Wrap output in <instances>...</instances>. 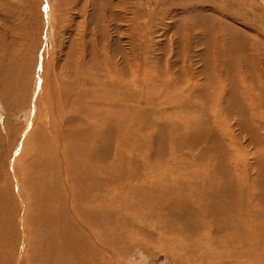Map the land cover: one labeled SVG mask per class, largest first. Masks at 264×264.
Instances as JSON below:
<instances>
[{
  "label": "rangeland",
  "instance_id": "rangeland-1",
  "mask_svg": "<svg viewBox=\"0 0 264 264\" xmlns=\"http://www.w3.org/2000/svg\"><path fill=\"white\" fill-rule=\"evenodd\" d=\"M129 62L138 64L139 67L136 69L130 66L135 76V88L141 89L140 83L143 88L150 89L152 96L147 95L146 98L155 109L166 102L167 108L179 113L180 107H185L181 104H195V108L203 107L207 111L206 115L202 112L197 114L204 116L206 121L211 117L210 111H214L215 105L223 103L222 100L213 99L215 93L223 99L228 96L222 92L221 87L228 91L230 89L229 92L237 97L236 102L241 111L236 113L237 116L233 114L226 119L228 125L223 121L226 130L222 133V138L226 139H223L226 147L230 146L232 153L238 152L239 156H244L241 167L245 171L254 169L253 166L258 169L264 163V0H0V226L3 227L0 228V264H200L199 261H204L200 250H203L202 243L207 237L210 243L214 239L218 243L213 246L215 250L212 248V257L216 255V251L218 255L225 254L223 257H226L229 250L225 249L227 239L220 236L226 232H221L219 227L222 225L220 221L217 222L222 217L220 209L212 208L211 212L204 213V220L202 214L198 216L196 239H191L192 245L196 243L194 247H190L178 238H168L169 235L158 226L153 233L139 230L133 234L128 225L127 228L123 226L122 223L126 220H120L121 228L113 226V231L118 229L122 235L120 241L111 240L113 234L106 232L107 229H101V225L107 226L106 218L100 216L101 220L97 219L96 213L84 212L74 204L80 220L89 223L93 231L102 235L101 242L105 248L92 245L93 250L85 248L74 234L71 217L56 211L64 202L65 194L60 181H57L60 155L54 143L60 145L58 142L65 129H74L75 124L67 119L73 115L83 117L81 111L84 97L81 92L84 85L103 81L110 74L109 68H122L125 64L130 65ZM44 69L48 70L47 75ZM33 79H37L36 86L32 85ZM208 79L210 90L204 94L206 100L198 99L197 95L201 91L197 95L194 91L205 87ZM193 84L201 86L193 87ZM50 88L51 91H48ZM49 92H53V95L50 96ZM183 95L187 96V101H180V105L169 101L174 96L180 100ZM34 99L35 108L32 106ZM32 109L35 111V120L28 130L26 126L31 119L29 112ZM241 112L246 113V122H243L247 128L242 132V129L235 126L242 125V118L239 117ZM234 117H239L238 121ZM176 119L181 121L180 118ZM57 121L64 128L61 134L54 130L59 125ZM210 121L217 126L213 119ZM223 123L218 122L219 125ZM23 129L26 131L22 132ZM28 131L29 137L33 133L35 136L26 141L23 152L22 142L24 136H28ZM216 131L221 135L218 127ZM227 131H230V141L226 137ZM159 135L162 139L158 138L156 141H161V145H155L157 150L154 149L153 152L156 157L152 154V160L162 162L164 168L160 170L164 172L165 169H170L164 151L167 152L170 144L175 143L168 145L164 143L163 135ZM66 146L67 143L62 148L68 153ZM258 147L261 151L256 149ZM184 148L181 149V154L186 151ZM13 151H16V163L13 162L11 166ZM19 154H22V160L18 166ZM36 156L39 162L35 161ZM179 157L183 158V155ZM257 158L261 159L259 165ZM207 161L209 160L202 161L200 170L217 168L216 164L212 165ZM226 165L224 161L222 166L225 168L228 166ZM130 167L136 175L142 173L143 167ZM176 169L181 174L184 171L181 167ZM252 171L250 174H254L255 171ZM77 172L74 169L69 174L81 190L83 182ZM202 175L204 174L197 178L203 177ZM172 180L171 177L164 176L160 183L166 185ZM116 204H119L117 200ZM184 214L178 220H188V215ZM112 218V221L119 219L118 216ZM50 232L56 240L47 238ZM215 232L219 233L218 237H215ZM81 234L88 239L86 232L82 230ZM52 241L63 243V250ZM137 242L140 243L139 247ZM196 245L200 250L194 255L192 253L195 252ZM212 257L208 256L207 260ZM239 263H243V259L228 264Z\"/></svg>",
  "mask_w": 264,
  "mask_h": 264
},
{
  "label": "bare ground",
  "instance_id": "bare-ground-1",
  "mask_svg": "<svg viewBox=\"0 0 264 264\" xmlns=\"http://www.w3.org/2000/svg\"><path fill=\"white\" fill-rule=\"evenodd\" d=\"M133 60L134 59H132V61ZM131 63L130 65L124 63L125 65H123L122 68H109L110 74L107 75L108 77L104 76L106 79L104 78L103 81L101 80L100 82L95 81V83L92 85H84L85 88L81 92V95L84 97L81 111L83 117L81 116L82 118H78L73 115L70 117V119H67L69 122L71 120L73 124H75L74 129H65V133H62L60 137L61 140L58 142L60 145L54 143V147L60 155V175L58 174L57 181H60V186L63 190V193L65 194L64 202H62L60 205L58 204L59 206L56 208V211L60 214L69 215L71 217V224L75 228L74 234L77 235V238L81 240L85 248L93 250L94 247L92 245L98 247L102 246L105 248L102 245L103 242H101L102 235L100 236L95 232V230L93 231L89 226V223H85L80 220L75 212V207H73L74 204L77 207L83 209L84 212H92L94 214L96 213L97 216L95 218L97 219H100V216L106 218L107 226L102 227L101 225V229H107L108 231L106 232L113 234L111 240L114 239V241H116L122 238V235L119 234L118 229L113 231V226L120 227V220H126V222L123 221L122 224L124 227L128 225L129 228L133 230V234H136L139 230H144L146 233L147 231L153 233L154 230H157L158 226L159 228L164 229V233L169 235L167 236L168 238H172V240L178 238V240L190 247H194L196 243L195 242L192 245L191 239H196V227L199 226L198 216L202 214V219L204 220V213L211 212L212 208L215 210L220 209L222 217L220 220H218L219 218H215L217 219V222L220 221V224L222 225L219 227L221 232L223 230L226 232L225 234L220 232L222 239H227L225 249L229 250L226 254V257H223L225 254L218 255L217 251L216 255L212 257V250H215L213 246L218 243H215L216 239L210 243L208 237L204 239L206 241H203L204 243H202L204 246L203 250H200L199 247H197L198 245H196V250L195 252L193 251L192 254L195 255V253L200 250L203 255L202 258L204 259L203 262L199 261L200 264H228L229 262H240L242 259L243 263L239 264H264V163L259 162L260 158H257V165H259V163L261 164L259 165L258 169H256L255 166H253L254 169L250 168V171H255L254 174H250L249 170L245 171L241 167V162H243L241 159L243 160L244 156H242L241 153L240 155L242 157L239 156L238 152L232 153L229 149L231 147H226V142L223 140L225 138H222V133H224V130H226L224 128L225 125L223 121L226 123V125H228L226 119L230 118L231 115L233 116V114L237 116L236 113L241 111L240 105L236 102L237 97L229 92L230 89L228 91L225 87H221L223 88L222 92H224L228 97L220 99L218 97V93H215L216 96L213 97V99L222 100L223 103L215 105L214 111H210V114H212L211 117L205 119L206 121H204V116H201L200 114V116H198L197 114L202 112L206 115L207 111H205L203 107L202 109L195 108V104L188 106L181 104V106L185 107H180L181 111L179 113L174 112V110L172 111L171 108H167V106H165L166 102L161 103L158 108L155 109L152 107V103H149L150 100L146 98L147 95L152 96V92H149L150 89L147 87L143 88L144 86L140 83L138 84L141 89L135 88L133 84L135 76L134 73L131 72L130 66L136 69L139 67L138 64H135L137 63L136 61L135 63ZM41 66H43V64ZM44 71L47 75L48 70L44 69ZM37 79H33L32 85L37 83ZM209 84L210 81L208 79L205 87L200 88L201 90H198V88L197 91H194V94L196 95L198 91H201V94L197 95L198 99L206 100V96L204 94L208 91ZM262 84L264 83L262 82ZM47 86L43 87L47 88ZM195 86L199 87L201 85L193 84V87ZM40 87L41 86H39V88ZM42 89L43 88L41 87V90ZM258 90L256 89V91ZM48 91H51V88L50 90L48 89ZM49 95L52 96L53 92H49ZM174 97L175 98L169 99L171 103L174 102L180 105V101H187L185 100L187 99V96L185 95L180 97V100L176 96ZM44 99L45 98L43 97V103L45 104ZM32 103L33 105H31L35 108L36 99H34ZM244 112H241V115H239V117L241 116L240 118H242V125L239 126L238 124L234 123L236 127L242 129L241 132L244 129L247 130L243 122V120L246 122V113ZM29 113H31V119L29 121L30 124L27 122L28 125L26 127H28V130L31 129V125L33 123L32 121L35 120L33 119L35 116V111L32 109ZM76 113H78V111ZM239 117H236L237 121ZM176 118H180L181 121H178ZM211 119L217 122V126L212 125V121H210ZM253 121L255 122V120ZM57 122L59 125L54 130H57V132L61 134V130L64 128L61 126L60 121ZM218 122H222L223 124L219 125ZM263 123L264 121L262 124ZM217 127L219 128L221 135L218 134V131H216ZM25 131V129L22 130V132ZM251 131L253 132V129ZM229 132L227 133L228 136L226 135L228 141H230ZM29 134L30 132L28 131V136L27 134L24 136V141L22 142L23 152L25 151L26 141L35 136V133L31 134V137H29ZM159 134L163 135L165 139L164 143L166 142L168 145L171 142L175 143L170 144V148L167 152L164 151L166 162L168 165H170V169H165L166 171L164 172L162 171L163 176L160 169L164 164H162V162H158V164L153 161L155 159L152 160V154L154 157H156V153L154 154L153 152L155 151L154 149H156L155 145H157V147L161 145V141H156L158 138L162 139L160 138L161 135ZM65 140L67 143L66 147H68V153H65L62 148L66 144ZM255 140L253 142H256ZM155 142H157V144ZM182 148L186 149V151L181 154L180 152ZM256 149L260 148L258 147ZM251 152L253 153V149ZM157 153L159 152L157 151ZM252 153L248 154L252 155ZM190 154H193L194 156L191 157ZM179 155H183V158L179 157ZM11 156L12 160L10 164L13 166V162L16 163V151H13V155ZM190 157L192 160H190ZM21 158L22 154H19L17 156V161L19 163L18 166L22 160ZM157 158L160 159V157ZM253 158H255V156ZM35 159V161L39 162L37 156ZM204 160H209L207 161L209 164H216L218 170H216L217 168L213 169L206 167L205 171L200 170L199 167L203 165L202 161ZM186 161L188 164H192L193 162L192 166H187L188 164L186 165ZM224 161H226L228 165L225 167L228 169V171L222 166ZM231 161L233 162L231 163ZM180 163L183 164L180 165ZM250 163L252 162L250 161ZM133 165H136L137 169L140 168V166L143 167V170H141L142 173L140 175L133 173L134 169L132 170L130 167ZM216 166H214V168ZM176 167H181L184 170L183 173L181 174V172L177 170ZM165 168H167V166ZM74 169L76 172L78 171L80 173V178L83 182L81 183L82 187L80 186L81 190L79 189V186L76 185V180L74 181V179H72L69 174L71 170ZM29 172L31 173V171ZM200 174L204 175H202L203 177H199V179L197 177ZM164 176L171 177L173 180L164 185L165 183H160V181L164 179ZM31 179L32 178H30V180ZM70 181L74 183H70ZM77 181H79V178ZM43 183L45 182L43 181ZM38 198L40 199V196ZM116 200L119 204H116ZM194 205L197 206L195 207ZM193 206L195 208H193ZM184 213L188 215L189 219L184 221L178 220V218ZM113 216H118L119 219L112 221V219H114L112 218ZM215 221L213 220V222ZM0 228L3 227L0 226ZM82 230L87 233V240L84 236H82ZM218 230L216 231L218 232ZM128 234L126 235L128 236ZM217 234L219 233L215 232V237ZM53 236V233L50 232L47 238L55 239ZM128 237L131 239L130 235ZM156 237L157 239L159 238L158 236ZM164 243H167V241L165 242L164 240ZM55 244L59 246V249L63 250V243L57 241ZM136 244H138L139 247L140 243L137 242ZM217 249L218 247H216V250ZM206 256H211L212 259L208 258L207 260ZM177 258V262H179V257L177 256ZM187 262H189V260Z\"/></svg>",
  "mask_w": 264,
  "mask_h": 264
}]
</instances>
